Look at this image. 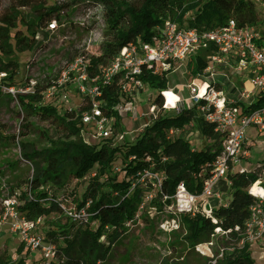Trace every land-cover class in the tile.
Returning <instances> with one entry per match:
<instances>
[{"label":"trees","instance_id":"1","mask_svg":"<svg viewBox=\"0 0 264 264\" xmlns=\"http://www.w3.org/2000/svg\"><path fill=\"white\" fill-rule=\"evenodd\" d=\"M51 1L50 4L49 0H12L0 10V72L8 74L10 85L19 74V65L12 59L17 54L35 53L41 48L40 38L51 22L56 20L61 24L67 6L61 0ZM77 1L88 9L99 8L106 26L104 42L99 45L98 52L88 55L90 78L98 76L101 67L108 66L131 43L138 39L150 42L166 19L182 25L187 22L189 28L199 32L225 26L231 20L239 27H262L264 22L262 13L248 0H206L203 3L200 0ZM212 53L211 47L198 51L190 59L193 77L205 71L207 57ZM141 80L157 92L156 100L161 103L162 93L170 89L169 73L144 71ZM49 84H39L33 95L19 96L20 110L26 119L24 130L32 127L28 121L31 118L44 124L46 128L40 133L47 148L36 150L30 144H18L22 159L32 165L33 171L26 182L27 191L19 196L18 210L28 221L45 220L46 238L56 247L55 260L47 264H104L129 232L126 224L134 220L142 203L143 190L136 189L130 194L132 178L148 169L162 175L161 189L151 203L160 211L171 204L164 198L173 197L182 183L192 194L199 195L212 175L216 159L222 154L224 135L199 119L197 110L184 108L179 113L152 120L125 145L116 146L112 141L88 145L81 137V114L85 107L60 114L57 108L44 106L42 93ZM104 99L103 111L106 115L113 114L112 108L121 100L117 84L104 90ZM252 107H264V93ZM196 120L203 139L211 142L201 150L193 148L183 137ZM10 140L16 142L15 137ZM120 159L125 171L122 180L112 173L115 162ZM256 167L242 174L238 171L228 173L229 205L213 208L209 216L200 211L194 216L182 217L184 243L190 250L212 243L219 229L236 246L218 264H255L247 243L239 245L247 239L250 210L259 201L249 192L256 183L262 182L263 170ZM81 184H85V190L79 200L76 189ZM50 189H55L60 196L51 194ZM87 204L92 215L89 222L65 215L64 208L81 210ZM262 207L264 210V201ZM19 250L21 255L25 250L23 244ZM0 264L28 262L22 256L12 262L4 253L0 255Z\"/></svg>","mask_w":264,"mask_h":264},{"label":"built area","instance_id":"2","mask_svg":"<svg viewBox=\"0 0 264 264\" xmlns=\"http://www.w3.org/2000/svg\"><path fill=\"white\" fill-rule=\"evenodd\" d=\"M248 1L264 16V0ZM95 10L101 11L99 8ZM101 27L104 26L98 23L97 28L91 32L85 42L82 52L64 63L60 78L51 81L42 93L43 103L55 107L56 102H69L70 90H76L81 98V107H85V111L81 114V137L88 145H99L105 141L114 143L117 131L116 116L128 118L134 124L139 123L138 131L141 133L152 120L170 113H179L184 108L197 110L199 119L212 125L216 133L223 134L222 154L216 159L212 175L204 183L201 194H192L182 183L173 197L164 198V201L170 200L171 204L163 209L169 217L161 228L167 232L178 231L183 216H194L200 211L208 216L211 214V208L209 211L206 210L209 206L208 200L216 195L215 187L220 181H225L230 186L227 179L230 171H238L241 174L248 171L242 168L241 159L244 146L248 142V131L253 129L259 135H264V107H252L259 95L264 93V22L262 27H239L231 20L225 26L199 32L166 19L164 24L156 29L150 42L136 40L122 49L108 66L101 67L98 76L90 78L91 62L88 55L93 47L104 42ZM56 30L58 26L57 21L54 20L46 31ZM44 43L48 45L49 41ZM45 44L35 54L32 53L33 57L29 59L26 72L33 71V65L38 63V53ZM211 47L213 53L207 57V68L202 74L194 77L199 84L187 85L186 96L178 94L175 89L163 92L161 103L156 102L147 112L138 116L135 98L146 90L147 85L141 80L144 71H152L154 74L174 73L198 51ZM231 77L246 78L251 89L245 86L237 96L228 97L226 83ZM7 78V73L0 72V93L10 96L19 107V96L35 94L39 85L34 80L26 79L25 84L20 88L15 86L16 78L12 85ZM114 84L120 88L121 100L112 108L113 114L106 115L102 109V106L106 105L104 90ZM167 94H172L175 100H171ZM69 111L74 110L69 109ZM193 126L194 123L189 128ZM126 135L119 136V141H123ZM27 164L32 167L29 162ZM132 180L130 194L136 189H141L144 195L138 214L134 220L126 224L128 230L139 222L146 207L152 206L157 191L161 189L163 177L148 169L139 172ZM255 185L261 187L260 182ZM252 189L253 187L249 192L259 201L250 210L251 220L246 225L248 232L246 240L263 243L264 198L255 195ZM19 196L20 194H16L4 202L0 216V231L8 228L11 234L18 235L27 252L41 251L47 264L55 260L56 247L46 242L39 233V227L44 226L45 220L43 218L36 221L26 220L18 210ZM153 208L157 209L154 206ZM88 209L89 204L81 210L64 208V212L73 220L87 223L92 216ZM219 231L217 229L216 233H220ZM204 245L212 246V243ZM201 247L202 245L197 246L196 251ZM221 253L217 259L212 260L213 264L223 259V252Z\"/></svg>","mask_w":264,"mask_h":264},{"label":"rangeland","instance_id":"3","mask_svg":"<svg viewBox=\"0 0 264 264\" xmlns=\"http://www.w3.org/2000/svg\"><path fill=\"white\" fill-rule=\"evenodd\" d=\"M11 1L0 0V10L8 6ZM61 1L67 6V11L62 16L61 24L57 22L58 30L42 33L40 38L42 45L45 44L44 42L49 41V43L48 45L45 44L41 52L38 53V63L33 65V71H25L29 59L33 57L32 53L17 54L12 59L19 65V74L15 86L21 88L26 79L34 80L37 84H46L58 80L64 63L74 59L82 52L85 48V42L90 37L91 32L97 28L98 23L104 26L101 27V32L105 36L106 26L103 12L88 9L82 5V2L77 0ZM200 1L203 3L206 0ZM49 2L52 3L51 0ZM191 16L192 13L187 18ZM183 25L187 26V22H184ZM98 50L99 46L93 47L90 54L97 53ZM190 59L184 62L177 71L169 74L170 89H175L178 94L183 96L187 94V85L199 84V81L191 74ZM239 83L234 91L229 92L230 95L237 96L239 91L244 89L245 86L242 87V83ZM68 95L70 96L69 102H56L54 105V108H57L60 114L69 109L78 111L82 106L81 98L77 95L76 90L71 89ZM157 95V92L147 86L142 95L136 96L135 102L138 105L137 113L139 117L147 112L150 106L156 104ZM227 96L229 97V94ZM43 105L49 106L45 103ZM28 121L32 127L29 130H24L25 113L20 110L19 105L10 96L0 93V211L4 202L12 198L13 194H21L27 191L26 182L33 175L31 166L21 157L19 145L30 144L36 150L47 148V142L40 133V130L45 129L46 126L35 118ZM115 123L117 131L113 141L116 146L132 142L136 135L140 134V131H138L140 124H134L128 118L116 116ZM122 134L127 135L123 141H119L118 137ZM254 135L255 132L250 129L248 131V141L253 142V144L244 146V152L241 156L242 168H247L250 171L258 166L256 168L262 169L263 178L260 183L261 187L264 188V135H260L259 138H255ZM11 137H15L16 142L11 141ZM183 137L188 139L192 147L197 150L211 145L210 141L203 139L198 120L195 121L193 127L186 129ZM112 173L118 180L124 178L125 171L121 159L115 162ZM74 186V184L71 185L72 188ZM84 190L85 184L77 187L76 196L79 200ZM50 193H56L58 197L60 196L55 189H50ZM226 200L231 201L230 198H226ZM168 217L169 215L165 210L159 211V209H154L153 206H147L139 222L117 243L110 259L104 264H213L212 260L217 259L222 254L221 252H223L224 257L226 254H231L236 246L235 243H230L225 235L217 232L212 237V246L202 245L199 251H196V249L192 251L184 243L185 230L182 225L175 232H167L161 228ZM39 228V233L42 234L44 240L50 242L46 238V232L48 231L46 224ZM244 243L249 246L254 263L264 264V242L261 244L260 242L252 243L244 240L239 247ZM21 245L22 241L19 236L11 234L8 228H3L0 231V255L7 253L12 262L22 256L27 259L28 264H45L41 251L30 253L24 250L20 255ZM220 260L222 259H219L218 263Z\"/></svg>","mask_w":264,"mask_h":264},{"label":"crops","instance_id":"4","mask_svg":"<svg viewBox=\"0 0 264 264\" xmlns=\"http://www.w3.org/2000/svg\"><path fill=\"white\" fill-rule=\"evenodd\" d=\"M238 82H240L239 84L242 83V87L246 86L248 89H251V85L249 84V81L246 78L243 79V78H239V77H231V80L226 83V88H227L229 96H231V97L234 96V95H230L229 92L234 91V89L237 88ZM253 131L255 132V135H254L255 138L261 137L255 130H253ZM252 144H253V142L251 143V142L248 141L246 145H252ZM220 183H221V185H220ZM215 190H216L215 191L216 195L208 200L209 207L211 209H213V208H218L220 206L229 205L230 201L228 202L226 200V198H230L231 199V189L229 188L227 183L225 181H220L216 185Z\"/></svg>","mask_w":264,"mask_h":264},{"label":"bare ground","instance_id":"5","mask_svg":"<svg viewBox=\"0 0 264 264\" xmlns=\"http://www.w3.org/2000/svg\"><path fill=\"white\" fill-rule=\"evenodd\" d=\"M167 96L171 99V100H175V98L173 97L172 94H167ZM252 192L259 196L260 198H264V189H261L258 187V185H255L252 189Z\"/></svg>","mask_w":264,"mask_h":264},{"label":"water","instance_id":"6","mask_svg":"<svg viewBox=\"0 0 264 264\" xmlns=\"http://www.w3.org/2000/svg\"><path fill=\"white\" fill-rule=\"evenodd\" d=\"M206 210H207V211H209V210H210V207H209V206H207V207H206Z\"/></svg>","mask_w":264,"mask_h":264}]
</instances>
